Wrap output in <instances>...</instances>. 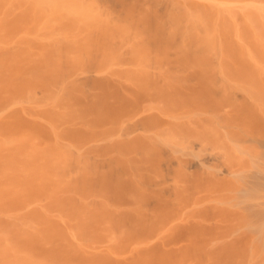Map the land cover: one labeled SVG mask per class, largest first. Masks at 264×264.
<instances>
[{
    "label": "bare ground",
    "instance_id": "bare-ground-1",
    "mask_svg": "<svg viewBox=\"0 0 264 264\" xmlns=\"http://www.w3.org/2000/svg\"><path fill=\"white\" fill-rule=\"evenodd\" d=\"M108 1L0 0V264H183L179 243L167 240L181 225L191 228L194 214L175 212L154 235L128 244L109 216L120 208L108 199L100 207L98 179L103 156L154 155L179 169L193 152L197 112L150 98L140 114L164 122L130 130L137 118L113 120L105 94L127 87L165 95L189 76H264V0H127L135 9L122 0L118 11ZM106 108L112 116L100 119ZM136 138L148 147L128 151ZM216 244L201 243L199 264L215 263ZM252 251L242 261L264 264V250Z\"/></svg>",
    "mask_w": 264,
    "mask_h": 264
},
{
    "label": "rangeland",
    "instance_id": "rangeland-1",
    "mask_svg": "<svg viewBox=\"0 0 264 264\" xmlns=\"http://www.w3.org/2000/svg\"><path fill=\"white\" fill-rule=\"evenodd\" d=\"M112 1L108 2H112V8L116 6L117 11L123 9L124 4L120 2H127V0ZM133 2L135 4L136 0L131 3ZM117 3H120V6ZM128 4L129 2L126 6L134 8ZM129 11L125 13H131ZM178 80L187 82L185 83L187 85L179 84L178 90L172 91L174 94L170 92L160 95L161 91H156L157 93L152 91L153 97L146 92V94L142 91L139 93L127 87L117 88L118 91H115L110 87L112 81H108L109 85L106 84L107 81L104 82L110 90H113L110 94H105L106 99L108 97L111 99L107 102L112 104L111 108L114 110L115 116L113 115L112 119L118 121L125 116L123 113L127 112L134 115V119L137 118L128 127L130 130L144 126L154 127L164 122L161 118H147L140 114L143 105L150 98L156 100L161 97L172 98L179 102V109L182 108L181 105H186L183 109L190 106L191 110L194 108L197 113L194 118L195 132L191 135V139L195 138L191 147L193 152L189 155L188 162L187 158L185 156L181 158L179 153L183 168L180 166L178 169L172 165L170 158L159 160L154 155L153 157L144 154L131 155L128 159L116 157L112 159L113 161L103 156L100 159L101 174L98 179L101 190L100 207L104 209V201L108 199L115 206L114 209L120 208V210H112L109 216L114 220V229L118 231L122 228L127 231L128 244L135 242L138 238L154 235L159 223L166 222L175 212H179V216L183 217L188 208L197 221L188 230L185 225H181L179 231L167 240V244L170 245L179 243L182 263L187 264L192 257H194V263L202 262L205 254L201 243L216 240L219 244H216L213 252L211 251L212 259L215 260L214 264H243L249 250H254L253 253L257 249L261 253V250H264V76L198 75L191 78L189 76L186 79L182 77ZM99 82L102 83L101 81L94 83H97L95 86L100 88ZM108 86L106 92H109ZM116 87L113 86V88ZM101 88L106 90L103 86ZM125 90L132 95L126 97ZM105 100L101 102L102 106L97 104L99 103L97 101L98 107L101 106L104 109L110 106ZM84 102V107L86 106L87 109L91 108L92 104L96 105L91 103V106H88L85 104L89 102ZM97 105L96 108L92 106L95 108L94 111H97ZM108 111L109 109L104 110L99 118L112 114ZM104 118L100 124L107 121ZM145 144L143 140L136 138L131 143L128 142L129 150H127L140 152L145 149ZM117 147L119 149L120 146ZM186 163L189 166L187 172L184 169ZM110 168L113 171L109 170ZM176 177L179 179L178 190L172 187L173 179ZM135 205L142 207L143 210L137 212L129 208ZM101 212L103 218L104 211ZM210 223L213 230L206 229L210 228ZM213 226L218 229H214ZM255 236L260 238L259 244ZM249 238H253L256 245L251 243ZM189 242H193L195 247L189 248L187 246ZM159 247L162 249V246ZM189 252L191 258L187 259L186 255ZM214 252H216L215 255ZM262 259L263 257L259 258L254 264H259V260L261 263ZM189 264L192 262L190 261Z\"/></svg>",
    "mask_w": 264,
    "mask_h": 264
}]
</instances>
